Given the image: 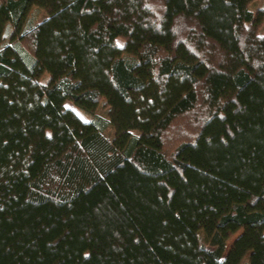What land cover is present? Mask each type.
Wrapping results in <instances>:
<instances>
[{"label":"trees","instance_id":"trees-1","mask_svg":"<svg viewBox=\"0 0 264 264\" xmlns=\"http://www.w3.org/2000/svg\"><path fill=\"white\" fill-rule=\"evenodd\" d=\"M254 1L0 0V264H264Z\"/></svg>","mask_w":264,"mask_h":264},{"label":"rangeland","instance_id":"rangeland-1","mask_svg":"<svg viewBox=\"0 0 264 264\" xmlns=\"http://www.w3.org/2000/svg\"><path fill=\"white\" fill-rule=\"evenodd\" d=\"M263 2H264V0H255V1H254V4H252V6H251V9H252L254 12L259 11V10L262 9V7H263ZM34 13H35V14H34V15H31V17H34V16H35V21H36V22H38V21H40V20H42L43 18L46 17V14H45L44 12H42V11H35ZM8 33H9V32H7V34H8ZM259 33H260L261 35L264 34V20H263V25L261 26V28H260V30H259ZM119 44H120V45H123V42H122V41H119ZM45 78H46V77H44V79H45ZM107 110H108V109L105 108V106H104L103 104H100V106H99L98 109L96 110V114L99 115V116H101V117L107 118ZM79 114H80V116H81L83 119H85V120L88 119V117H87L85 114H83V113H81V112H79ZM103 136H104L107 140L112 141V140H113V137H114V130H113V127H112V126H108V127H106L105 130L103 131ZM240 233H241V232L237 233L232 239H230V240L227 242V247H226L227 250L231 247L233 241L239 236Z\"/></svg>","mask_w":264,"mask_h":264}]
</instances>
